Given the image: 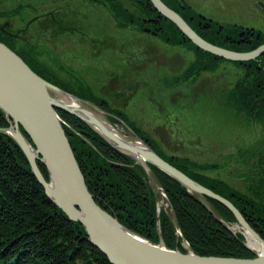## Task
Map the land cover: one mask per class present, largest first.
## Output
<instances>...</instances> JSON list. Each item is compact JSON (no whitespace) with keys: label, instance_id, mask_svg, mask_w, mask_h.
I'll return each instance as SVG.
<instances>
[{"label":"trees","instance_id":"16d2710c","mask_svg":"<svg viewBox=\"0 0 264 264\" xmlns=\"http://www.w3.org/2000/svg\"><path fill=\"white\" fill-rule=\"evenodd\" d=\"M96 1L109 6L107 8L113 12V19L120 26L130 24L136 25L137 29L149 28L150 24L158 20L159 13L150 0H128L132 3L130 5L120 0ZM163 2L184 17L202 38L217 46L246 51L264 43V36L256 39L248 34L241 35L242 41H245L241 44L236 41L227 42L223 36L234 31L233 27L220 29L213 24L214 30L199 27L197 21L193 23L189 20V11L180 0ZM137 11L141 16H135ZM159 16L160 27L155 36L172 46L190 45L207 58L202 59L198 55L181 76L183 79L193 80L198 71L215 70L225 60L197 48L173 21ZM143 19L154 21L145 25ZM0 41L14 50L44 79L112 113L110 119L113 122L117 116L120 117L138 138L163 159L201 185L228 198L264 239V143L239 149L243 157L240 162L244 167L246 165L240 171L245 177V189H235L225 178L208 173L217 166L214 163H198L184 155L164 154L155 139L147 132L139 130L135 123L128 121L123 111L110 107L109 100L98 96L85 82L77 79L73 82L75 85L69 84L46 72L48 67L38 56H34L35 44L19 42L2 30ZM234 63L243 73L227 95L231 94L239 109L246 111L264 127V55ZM56 111L63 119L65 133L82 169L88 190L95 202L108 213L115 215L122 225L154 243L162 241L165 246L178 248L180 251H186L182 245V240H185L189 249L199 255L256 256L244 243L245 236L241 231L234 233L220 221L237 223L232 211L219 201L209 197L201 199L158 166L149 164L170 203L173 217L163 208L157 211V201L148 184L145 170L133 157L110 145L75 114L64 109ZM113 115L116 117L113 118ZM10 120L11 117L5 115L0 108V127L7 126ZM20 129L25 134L22 126ZM25 136L27 137L26 134ZM37 163L47 178L43 163ZM177 227L179 234L176 232ZM86 236L80 222L71 220L48 199L18 143L8 134L0 132V264H113Z\"/></svg>","mask_w":264,"mask_h":264},{"label":"rangeland","instance_id":"374dc122","mask_svg":"<svg viewBox=\"0 0 264 264\" xmlns=\"http://www.w3.org/2000/svg\"><path fill=\"white\" fill-rule=\"evenodd\" d=\"M120 1L132 4L128 0ZM95 3L94 16L90 22L83 23L90 37L100 41L96 45H81L74 39L64 45L57 37L53 39L49 31L45 38L52 45L37 44L36 39L30 41L36 45L34 56L48 67L46 72L69 84L77 79L85 82L98 96L107 98L110 107L123 111L128 121L155 139L164 154L184 155L198 163H214L217 166L208 171L210 175L225 178L235 189L244 190L245 177L240 172L244 165L240 162L243 157L239 149L264 143V127L246 111L240 110L231 94L227 95L242 75V69L232 60H223L215 70H201L193 80H185L181 76L188 66L198 55L207 60L205 54L197 53L190 45H170L152 35L153 27L146 33L136 25L120 26L113 19L109 6L99 1ZM47 8L52 7L47 4ZM138 14L135 16H141ZM258 14L242 24L264 32V15ZM222 22L239 24L240 21ZM75 39L80 37L77 35ZM122 89L124 94H121ZM101 110L116 127L136 137L120 117L114 115L118 120L115 118L113 122L110 119L112 113ZM11 124L10 121L7 126ZM146 176L157 207L173 217L157 178L153 173ZM227 224L234 233L240 229L234 227L235 223ZM182 245L188 247L184 241Z\"/></svg>","mask_w":264,"mask_h":264},{"label":"water","instance_id":"95a60500","mask_svg":"<svg viewBox=\"0 0 264 264\" xmlns=\"http://www.w3.org/2000/svg\"><path fill=\"white\" fill-rule=\"evenodd\" d=\"M159 15L173 21L198 48L208 51L226 60L247 61L264 55V43L249 51H236L217 46L202 38L179 13L167 6L162 0H150ZM62 91L80 101L87 102L93 109L102 111L96 104L59 88L52 82L36 73L26 61L14 50L0 41V108L12 119V124L0 127V132L8 134L22 148L37 182L43 187L48 199L56 204L71 220L84 226L86 237L106 258L115 264H264V253L255 252L254 257H236L222 255H199L187 250L173 249L162 241L154 243L108 213L95 202L88 190L82 169L74 156L68 136L65 133L63 119L56 109H64L75 114L100 134L110 145L133 157L145 170L152 173L149 164L158 166L165 173L181 182L193 194L199 197L216 199L230 209L244 231L252 234L264 245V239L243 217L239 208L226 197L201 185L191 176L173 166L157 154L141 139L147 150H139L141 159L135 158L132 152L136 149L125 141L118 140L102 127L95 118L86 117L72 110L64 103L56 101L52 91ZM105 113V112H104ZM23 127L25 134L20 130ZM31 141V142H30ZM42 162L47 170L45 178L38 163ZM222 221V220H221ZM225 225L227 223L223 222ZM228 226V225H227ZM229 227V226H228Z\"/></svg>","mask_w":264,"mask_h":264},{"label":"flooded vegetation","instance_id":"af4514ba","mask_svg":"<svg viewBox=\"0 0 264 264\" xmlns=\"http://www.w3.org/2000/svg\"><path fill=\"white\" fill-rule=\"evenodd\" d=\"M95 2V0H0V30L19 42H30L36 39L37 44L41 43L44 46H46L44 43L52 45L48 38H45L46 31L51 33L53 39L57 37L59 42L64 45L72 39L81 45L87 43L96 45L100 41L90 37L91 34L83 23V21L90 22L94 16ZM180 2L187 7L189 20L193 23L197 21L199 27L209 30H214L212 24L220 29L233 27L234 31L223 36L227 42L236 41L241 44V42H245L241 38L243 34H248L251 38L256 39L264 36V32L259 29L242 24L252 20L255 16L258 17V13L264 15V0H180ZM47 4L52 8L48 9ZM6 10H13V12H6ZM157 18L156 21L143 19L145 25H149L148 22H152V20L154 23L150 24L149 28H142V30L150 32L153 27L155 31H151V33H154L155 36L159 31L161 17L158 15ZM229 19L240 22L239 24L222 22V20ZM14 24L18 26L14 27ZM77 35L80 37L79 40L75 39ZM252 42L251 39L250 43ZM92 49L95 52L96 47L93 46ZM257 57L253 59H257ZM124 89L121 90V94H124Z\"/></svg>","mask_w":264,"mask_h":264},{"label":"bare ground","instance_id":"6f19581e","mask_svg":"<svg viewBox=\"0 0 264 264\" xmlns=\"http://www.w3.org/2000/svg\"><path fill=\"white\" fill-rule=\"evenodd\" d=\"M52 93L56 101L64 103L72 110L74 109L83 116L97 119L102 124V127L109 131L111 134H113L118 140L122 139L123 141H125V143L130 146H133V148L136 149L135 152H132L135 158H142V155L140 154L139 150H147L146 145L142 144L140 140L134 137L132 134L127 135V133H125L121 128L116 127L105 117V115L101 111L92 109V107L87 102L83 103L82 101L71 97L62 91L56 90L52 91ZM234 227H240V230L244 232L246 238L245 243L249 248L256 251L257 253H264V245L262 244V242H259L256 238H254L251 233L244 231L239 223H235Z\"/></svg>","mask_w":264,"mask_h":264}]
</instances>
